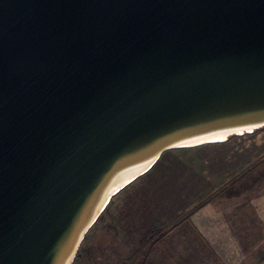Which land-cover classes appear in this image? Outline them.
<instances>
[{
    "label": "water",
    "instance_id": "water-1",
    "mask_svg": "<svg viewBox=\"0 0 264 264\" xmlns=\"http://www.w3.org/2000/svg\"><path fill=\"white\" fill-rule=\"evenodd\" d=\"M264 127V0H0V264H72L169 151Z\"/></svg>",
    "mask_w": 264,
    "mask_h": 264
},
{
    "label": "rangeland",
    "instance_id": "rangeland-1",
    "mask_svg": "<svg viewBox=\"0 0 264 264\" xmlns=\"http://www.w3.org/2000/svg\"><path fill=\"white\" fill-rule=\"evenodd\" d=\"M164 155L112 198L72 264H264V128Z\"/></svg>",
    "mask_w": 264,
    "mask_h": 264
},
{
    "label": "trees",
    "instance_id": "trees-1",
    "mask_svg": "<svg viewBox=\"0 0 264 264\" xmlns=\"http://www.w3.org/2000/svg\"><path fill=\"white\" fill-rule=\"evenodd\" d=\"M264 127H262L261 129H263ZM163 156H165V155H163ZM150 231V230H149ZM146 234H149V232H147Z\"/></svg>",
    "mask_w": 264,
    "mask_h": 264
}]
</instances>
